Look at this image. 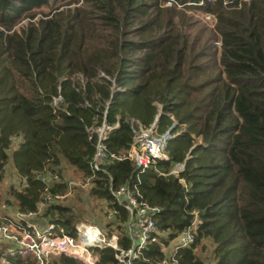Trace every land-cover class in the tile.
Wrapping results in <instances>:
<instances>
[{
    "label": "trees",
    "instance_id": "obj_1",
    "mask_svg": "<svg viewBox=\"0 0 264 264\" xmlns=\"http://www.w3.org/2000/svg\"><path fill=\"white\" fill-rule=\"evenodd\" d=\"M51 1L0 0V186L9 165L16 179L21 178L11 181L10 189L0 188V198H5L0 203H11L15 214L38 211L46 184L54 198L64 193L72 179L61 172L64 157L79 177L93 178L89 196L112 201L109 206L119 212V248H94L96 264H120L117 252L132 244L121 223L128 212L113 202L110 176L114 188L137 184L144 199L161 208L155 215L161 230L157 235L166 246L198 211L199 236L191 247L180 248L182 263L208 264L196 248L209 239L215 264H264V0H180L185 8L216 15L220 46L214 50H208L213 47H207L203 36L191 40L196 27H179L177 0L169 7H161L158 0H119V22L127 25L134 18L140 25L120 31L112 45L98 38L88 43L85 30L90 23L80 5L41 12V17L16 27L27 17L35 19ZM65 13L66 24L59 20ZM188 53L197 59L212 56L218 65L195 64ZM191 70L215 76L194 83ZM76 73L85 81L76 79ZM58 96L62 100L55 104ZM157 98L163 105L158 132L171 128L169 158H158L140 172L129 159L115 160L107 173L94 177L90 161L97 135L90 140L87 129L106 121L112 129L105 142L121 154L133 141L132 119L136 127L138 122H155ZM180 163L184 168L172 173ZM48 170L58 178L43 181ZM61 199L45 207L42 222L54 221L77 238V213ZM2 212L7 222L16 221L15 214ZM7 247H13V240L4 238L0 264H39L32 252H16L2 261ZM162 248L160 242L147 245L133 264H162ZM48 264L85 263L62 253L51 255Z\"/></svg>",
    "mask_w": 264,
    "mask_h": 264
},
{
    "label": "built area",
    "instance_id": "obj_2",
    "mask_svg": "<svg viewBox=\"0 0 264 264\" xmlns=\"http://www.w3.org/2000/svg\"><path fill=\"white\" fill-rule=\"evenodd\" d=\"M215 17V16H214ZM59 100H62L61 96L55 98V104ZM139 123V127H136L134 119L131 120V125L134 131L133 141L130 144L129 149L122 152L121 154H116L110 151L107 143L105 142L108 137V132L112 129L106 121L98 127H89L87 129L90 140L95 139V154L90 161V166L93 171V176H97V172L102 171L107 173V166L115 160L129 159L136 167V171H145L150 166H152L158 158L168 159L166 153V145L169 138L172 137L170 129L164 133H159L155 122L150 126H144ZM18 140V138H17ZM18 142H21L18 140ZM176 168L172 170V173L178 174L180 170L184 168V164H176ZM47 173V172H46ZM45 173V174H46ZM45 174L42 175V178H45ZM58 178V174L54 173V176L51 174V178ZM43 180L48 182L51 180ZM93 182V178H90ZM92 185V186H93ZM109 189L112 191L114 196L113 202L118 203L122 208L128 212V218L125 222L124 233L132 241L131 247L126 250H121L117 252L116 257L120 264H133L134 259L141 256L142 250L149 244L153 242H160L163 245V251L166 254V258L163 260L162 264H185L182 263L178 257V252L180 248L191 247L197 240L199 236V226L202 224L197 212L191 221V224L185 227L182 231H179L173 241L174 247L169 249V246L164 245L158 233L161 232L160 227L157 223L155 215L161 210L159 206H154L150 204L146 199H144L141 194L137 184L132 187L129 182L122 184L118 188H114L112 185V177L110 176ZM46 193H49V185L46 184ZM52 196V194H50ZM45 199L40 201L41 204L46 207L49 204L54 203L56 199L64 198V194H58L54 198L48 200V197L45 195ZM112 201L106 202V208L108 215V220H119V212L114 208L110 207ZM4 210L8 212V207L4 206ZM3 211V210H2ZM110 211V213H109ZM17 211L12 213L8 212L10 215L15 214ZM3 213V212H2ZM4 214V213H3ZM15 219L19 222L18 227L23 228L24 234H20L19 237H12L2 234L1 240L8 238L13 240L12 249L16 252L28 253L32 252L36 255L39 264H48L49 258L53 252L57 251L58 253H67L70 246L75 248V238L68 235L65 229L58 225L50 222L47 225H44L42 222V212L30 211L23 213H16ZM15 222L14 220L8 221L6 217H0V227L1 224ZM41 222V225H35L36 222ZM59 231V233H56ZM166 235L169 232L163 231ZM103 233V232H102ZM104 234V233H103ZM48 236L50 238L51 244L48 249L43 248V238ZM61 239L62 243L60 246L55 245V240ZM0 240V241H1ZM95 240V239H94ZM115 249H118V242L116 246H111Z\"/></svg>",
    "mask_w": 264,
    "mask_h": 264
},
{
    "label": "rangeland",
    "instance_id": "obj_3",
    "mask_svg": "<svg viewBox=\"0 0 264 264\" xmlns=\"http://www.w3.org/2000/svg\"><path fill=\"white\" fill-rule=\"evenodd\" d=\"M157 0H146V2L153 4ZM161 3V7H169L177 5L175 2L171 0H158ZM211 2H214V0H209ZM68 2H73L71 5L68 4ZM178 2V8L179 10H176L178 17H179V27L185 28L186 30H192L191 28L189 29L187 25L185 24H191L192 26L196 27L194 28V34L191 38L193 41L195 37L197 38L198 36H203L204 40L206 42L207 47L212 46L213 48H210L208 50H214L215 47L220 46V41H218V36L215 33L216 30V15L211 12H204V11H198L194 7H184V4L181 3L180 0H177ZM180 3V4H179ZM227 2H225L226 4ZM67 4L68 6H66ZM190 4V3H188ZM82 6L86 8V15L88 17V22L90 23V27L94 26L96 28V31H92L90 27L87 26V31L88 35V43L90 45L95 44L96 38H98L99 42L103 41L104 45L108 44L110 42V45L113 44L115 41L116 37L119 35L120 31L124 32L127 30H134L135 28L139 27L140 21L138 19L131 18L130 21L127 22V25H124L122 22H119L118 20V14L117 12L121 11V8L123 6V2L119 0H52L51 4L47 7H43L41 10L38 11L39 14L35 19H31L29 17L23 19L16 27L20 28L24 25H26L29 21L31 20H36L38 17L42 16L41 12H46V13H54L56 11L60 10H67L68 7L70 6ZM111 8H114L116 11L109 13ZM54 9L53 11H51ZM163 11L167 12L169 10L162 9ZM183 10V11H182ZM182 14H185L184 17H182ZM169 16V13L166 14ZM215 16V17H214ZM68 16L63 14L62 16H59V20H62V22L65 21L64 24H66V18ZM214 34L216 37H214ZM210 37L212 39L208 40ZM201 46L203 47V42L201 43ZM206 48V46H204ZM191 55L190 53H188ZM192 56V55H191ZM193 57V56H192ZM195 59V64H199L201 61H205L207 64L209 62H212V56L210 57H204V59ZM215 65H218L217 62L213 63ZM209 65V64H208ZM218 73V72H217ZM216 73V74H217ZM191 74L193 78H196V81H193L194 83H202L205 81L210 80L215 74L213 75L212 71H208L205 73H202L200 76H198L196 73H194L193 70H191ZM101 76L105 75V72L100 73ZM212 76V77H211ZM76 79H79L81 82L85 81V76L81 73H76L74 75ZM110 78V77H109ZM116 85H113L111 88L114 89ZM167 96V94L165 95ZM162 101L161 99L157 98L155 101V104L157 105L158 111L157 115L162 110L163 105L160 102ZM61 100L57 102L59 104ZM156 115V116H157ZM175 120V119H174ZM177 122V121H176ZM184 128V126H183ZM171 133V132H170ZM19 141H21L20 138H18ZM62 167H61V172L62 174L67 178H72L69 183V186L67 190L62 193L64 194V198L61 200H64L63 205H67L69 207L72 206L73 210L77 213V220L76 223V229H77V238H75V248L70 246V248L74 249L66 251V254L73 255L81 259L85 264H96L99 255L95 253L94 248L99 247L103 248L105 246H116L117 242L119 241L120 233H119V227L118 224L120 223L119 221L108 220V213L105 212L107 211L106 208V202L104 199H97L93 196H89L90 194V188H92L93 182L90 180V177L84 178V177H79V172L78 170L71 165L67 159L62 157ZM64 168V171H63ZM43 173V172H42ZM7 177L5 179V184H1L0 188H9L10 189V182L15 181V182H21V178L17 175L16 176L13 174V168L12 165H9L7 168ZM82 176V175H81ZM51 178V172L50 170L47 171L45 174V178H41L42 180H48ZM68 181V179H66ZM48 197V200L52 199V196L49 193L45 194ZM91 195V194H90ZM4 194L0 198V202L3 201ZM1 204V203H0ZM45 205L41 204V202L38 203V209L42 212V215L44 214V209L43 207ZM4 206L8 207V212L12 213L15 208L11 205V203L4 202L0 205V217H4V214L2 213V210H4ZM198 213V211H195ZM194 212V214H195ZM110 213V211H109ZM57 217V216H56ZM58 218V217H57ZM4 224H1L0 227V240L2 237V234H5L7 236H12V237H19L20 234H24L23 228L18 227L17 224L19 222L16 220L15 222L11 223H5V220H3ZM53 222L55 225L56 223ZM122 223V222H121ZM41 225V222H36L35 225ZM90 225L93 226V232L94 236L86 234V230L83 228V226ZM125 226L124 223H122V226ZM124 226H123V232H124ZM105 227V229H103ZM110 231V232H109ZM104 234H103V233ZM109 232V233H108ZM96 234V235H95ZM95 239V240H94ZM175 241L171 242V246L169 249H172L174 247ZM51 244L50 238L48 236H45L43 238V248L48 249L49 245ZM81 245V246H80ZM83 247L85 252L90 255V258L80 256L79 254H76L75 251L76 248ZM197 254L204 259L208 264H215V256L213 253V245L212 241L209 239H204L202 240V243L196 248ZM16 254V251L12 249V247H7L2 255V261H5V258L7 255L14 256ZM53 256L60 255L57 251L53 252ZM87 256V255H85Z\"/></svg>",
    "mask_w": 264,
    "mask_h": 264
},
{
    "label": "bare ground",
    "instance_id": "obj_4",
    "mask_svg": "<svg viewBox=\"0 0 264 264\" xmlns=\"http://www.w3.org/2000/svg\"><path fill=\"white\" fill-rule=\"evenodd\" d=\"M83 228L86 230V234H88V235H91V236H93V237H96V236H94V232H93V226H90V225H86V226H83ZM61 243H62V240L61 239H56L55 240V245H57V246H60L61 245ZM81 246V245H80ZM68 250H73L74 251V249H72V248H68ZM76 250L77 251H75V253L76 254H79L80 256H84V257H88V258H90V255L89 254H87L86 252H85V250L83 249V247H80V248H76ZM85 255H87V256H85Z\"/></svg>",
    "mask_w": 264,
    "mask_h": 264
},
{
    "label": "water",
    "instance_id": "obj_5",
    "mask_svg": "<svg viewBox=\"0 0 264 264\" xmlns=\"http://www.w3.org/2000/svg\"><path fill=\"white\" fill-rule=\"evenodd\" d=\"M162 111H163V109L160 110V112H159L158 115L156 116V119H155V124H156V125L158 124L159 118H160V116L162 115Z\"/></svg>",
    "mask_w": 264,
    "mask_h": 264
},
{
    "label": "clouds",
    "instance_id": "obj_6",
    "mask_svg": "<svg viewBox=\"0 0 264 264\" xmlns=\"http://www.w3.org/2000/svg\"><path fill=\"white\" fill-rule=\"evenodd\" d=\"M170 132H171V128H170ZM166 153H167V151H166ZM167 155H168V153H167ZM168 158H169V155H168ZM183 164V163H182ZM176 166V165H175ZM176 167H174V169H175ZM173 170V169H172ZM181 171V170H180ZM172 172V171H171Z\"/></svg>",
    "mask_w": 264,
    "mask_h": 264
}]
</instances>
